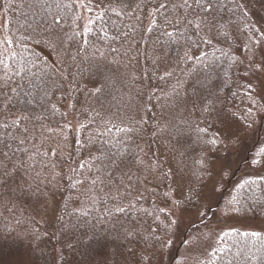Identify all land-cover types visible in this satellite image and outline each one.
Returning a JSON list of instances; mask_svg holds the SVG:
<instances>
[{"label": "trees", "instance_id": "16d2710c", "mask_svg": "<svg viewBox=\"0 0 264 264\" xmlns=\"http://www.w3.org/2000/svg\"><path fill=\"white\" fill-rule=\"evenodd\" d=\"M28 3L9 0L6 5L7 0H0V13L5 8L11 15L7 25L15 31L13 38L21 36L19 42L10 41V48L16 50L6 63L11 72L0 65V76L6 79L4 84L0 82V103L6 110L0 112V140L10 145L5 148L0 144V161L18 168L23 164L56 166L63 192L51 201L56 207L53 223L36 224L32 213L17 218L19 224L34 225L29 235L34 236L32 240H10L0 225V264L23 255L24 248L28 256L25 264H140L141 260L143 264H181L187 231L211 223L215 215L216 201L207 193L213 191L215 170L226 150L237 146L225 149L218 143L208 150L205 141L220 125L200 107L216 101L218 109L227 107L235 112L234 119H245V109L230 87L231 78L220 72L215 58L201 60L199 70L189 74L187 95L195 101L191 116L165 123L155 103L158 88L149 78L133 79L102 57L59 58L66 52L68 36L60 31V24H56L57 30L53 28L54 21V30L41 29L43 7L46 16L49 9L44 4L38 7L41 11H29ZM132 3L135 5L127 13L143 4L130 0ZM53 32L60 37L55 39ZM48 34L53 36L51 40ZM22 116L27 119L20 127H12V121ZM197 125L207 131L199 133ZM53 133L67 142L64 152L55 149ZM142 157L149 173L145 175L144 170L143 179L139 170ZM100 177L102 189L94 182L92 198L96 201L92 205L82 184ZM133 182L138 191L131 186ZM114 190L116 193L111 192ZM4 192L8 197L16 195L6 184L0 186V196ZM241 195L230 206L235 210L224 211L223 217L231 225L226 222L229 227H217V237L210 240L213 246L196 264H264V232L245 228L254 220L253 209L261 205V198L250 189H242ZM222 196L223 192L217 202ZM118 207L125 211H117ZM188 215L193 218L185 220ZM252 232L258 235H250Z\"/></svg>", "mask_w": 264, "mask_h": 264}, {"label": "rangeland", "instance_id": "374dc122", "mask_svg": "<svg viewBox=\"0 0 264 264\" xmlns=\"http://www.w3.org/2000/svg\"><path fill=\"white\" fill-rule=\"evenodd\" d=\"M95 1L97 5L94 0H87L88 7H83L85 0H26L29 2L27 7L29 11L40 10L38 7L44 6V4L49 9L46 10L47 16L44 13V7L43 10L41 9L43 12L41 22L44 24L41 29L48 27L54 30L51 21H54V18L61 21L59 23L62 26L60 31L68 36L69 43L66 45V52L59 54V58L63 56L66 58L65 60L72 61L76 57H90L91 59L102 57L105 61L117 65L133 79L143 77V75L149 78L152 86L158 88L156 99L158 102L155 101V103L165 123H168V120L183 118L187 114L191 116L192 109L190 110V107L195 101H191L190 96L187 95L191 87L189 74L199 70V64L205 58L213 57L218 61L220 72L232 80L230 87L234 91L233 93H237L235 97H237L240 107L246 109L249 106L241 87L247 81V74L243 69L248 59L252 57L253 51L257 60L264 54V43L256 44V40L264 33V0H231L223 13L225 19L230 21L226 28L229 33L228 39L221 40L219 43L213 39L211 45L201 44L199 47L191 49L187 47L186 41L178 40L175 36L170 38L161 35L159 26L152 32L147 31L150 22L154 19L158 20V17L154 18L150 15L156 12V8L153 6L155 0H145L144 3L143 0H136L143 4L141 6L139 4V8L128 13L127 9L129 11L130 7L135 5L134 2L130 4V0H126L125 3H120L119 0ZM8 2L9 0L6 5ZM136 4L138 3L136 2ZM9 19H11L10 13L5 11V8L1 9V66L6 65L8 59L12 60L16 53L15 49L10 48L11 43H6L5 40L16 41L21 38V36H18L19 39L16 40L13 38L15 31L7 25ZM48 20L49 24L47 25ZM54 25L53 28L57 30L56 23ZM168 31H172V29L169 28ZM53 33L55 39L60 37H57L56 32ZM41 35L44 36L43 33ZM52 38L53 36L49 35L48 39ZM26 43L32 46V43L28 41ZM52 45L55 51L61 52L54 44ZM250 48L253 51H249ZM197 56L200 59H197ZM7 72H11L9 67H7ZM0 82H6V79L0 76ZM257 100H259L258 97ZM4 111H6L5 104L1 102L0 112ZM194 113L196 116V109ZM157 114L155 112V117ZM217 124L219 125L218 122ZM53 134L51 141H55V149L64 152L63 146H67V142L58 134ZM139 160L143 166L142 169H139L143 179L146 177L144 170H146L145 175H149L148 166L146 159L142 157ZM222 164L224 168L223 171H220ZM14 166H7V171L12 175L3 176V180L6 181L7 187H12L16 195L10 196L12 199L6 195V192L0 196V225L3 226V235L8 236L7 238L10 240L29 237L30 230L34 229L32 224L26 225L25 222L19 224L17 218H22L23 213L34 214L35 220L38 222L36 224L53 223L56 219V207L51 201L63 192V188H60L61 175L56 166L51 165L49 168L27 167L26 164L21 165L20 168ZM251 175L253 177H250ZM82 178L86 180V172L82 174ZM94 180L82 184V188L86 189L85 193L88 196L90 193L89 203L92 205L96 201L95 198H92L94 197L92 186L96 182L97 187L102 189L101 184L104 181L101 177ZM137 182L142 185L143 181L138 180ZM224 184L229 185L227 190H225ZM242 184L249 188H243ZM213 185H215L212 195L213 200L216 201L213 206L216 211L215 215H212L211 223L205 226H194L187 231L186 246L181 254V258H183L181 264H196V259L202 258L204 253L213 246V242L210 240L217 237V227L222 229L224 226L229 227V225H225L226 222L231 225L223 217L224 211L226 209L235 210L230 206L236 197L242 196V189H250L254 195L261 198V205H258L256 210L253 209L254 220L247 222L245 228L249 227L250 230L264 232V116L258 117L252 129L245 131L241 142L236 147L226 150L223 161L215 170ZM131 186L135 188V191H138L135 182ZM115 191L111 192L116 193ZM222 192L224 196L217 202L218 196ZM32 205L39 208H32ZM237 209H239L238 204ZM190 216L188 215L184 219L193 218ZM212 220L214 221L212 222ZM25 241L27 240L25 239ZM23 250V255L13 258V260L8 259L3 264H25L28 256L25 248Z\"/></svg>", "mask_w": 264, "mask_h": 264}, {"label": "snow or ice", "instance_id": "6c2138e0", "mask_svg": "<svg viewBox=\"0 0 264 264\" xmlns=\"http://www.w3.org/2000/svg\"><path fill=\"white\" fill-rule=\"evenodd\" d=\"M119 2L124 3L125 0H119ZM230 2L231 0H228V2L226 0H155L153 6L156 8V12L150 15L154 18L158 17V20L154 19L151 21L147 31L152 32L159 26L161 35L170 38L175 36L178 40L186 41L189 49L199 47L201 44L211 45L213 39L219 43L221 40L228 39L229 33L226 28L230 21L225 19L223 13ZM82 6L88 7L87 0ZM60 22L59 19L54 18V23L59 24ZM169 28L172 31H168ZM5 42L11 43L10 41ZM262 43H264V33L256 40L257 45ZM249 51L253 50L250 48ZM196 58L200 59L198 56ZM5 67L7 66L5 65ZM243 70L247 74V81L241 87L243 88L244 98L249 102V106L243 113L245 116L243 122L234 119L236 113L227 107L218 109L216 101H213L207 107L203 104L200 107L202 112H207L220 125L214 134L205 141V144L210 146L208 148L209 151L216 148L218 143L223 145L225 149L229 145H238L241 142V133L251 130L257 118L264 116V103H262L264 102V54L257 60L253 51L252 57L248 59ZM97 91H101V89H97ZM234 95H237V93H234ZM257 97L259 100H257ZM218 99L219 97H217ZM51 107L55 110V105ZM25 119L27 117L22 116L19 120L12 121L11 126L18 129L20 122ZM196 129L199 133L207 131V128H201L199 125L196 126ZM23 142V139H21L20 143ZM0 144H3L5 148L10 147L3 140H0ZM2 155L10 159L7 152H3ZM205 164H207L206 160ZM223 168L224 165L222 164L220 171H223ZM0 169H3V171H0V186H2L6 183L2 177L10 176L12 173L7 171V165H4L3 161H0ZM214 191L215 185H213V191L207 193V196L211 197ZM198 195L203 196L205 194L198 193ZM117 211L123 212L125 209L118 207ZM245 235H248V233H245ZM250 235L257 236L258 233L252 232ZM140 264H143V260H141Z\"/></svg>", "mask_w": 264, "mask_h": 264}]
</instances>
